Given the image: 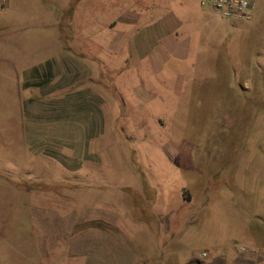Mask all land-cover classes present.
Segmentation results:
<instances>
[{"label": "rangeland", "instance_id": "374dc122", "mask_svg": "<svg viewBox=\"0 0 264 264\" xmlns=\"http://www.w3.org/2000/svg\"><path fill=\"white\" fill-rule=\"evenodd\" d=\"M125 10L138 30L172 12L186 54L128 57ZM255 229L264 0L247 19L198 0H5L0 264H208L264 246Z\"/></svg>", "mask_w": 264, "mask_h": 264}, {"label": "crops", "instance_id": "0c3cea01", "mask_svg": "<svg viewBox=\"0 0 264 264\" xmlns=\"http://www.w3.org/2000/svg\"><path fill=\"white\" fill-rule=\"evenodd\" d=\"M136 11L132 12L129 10H125L116 18V22H118L117 24H119L120 27L126 26V30L131 27L130 35L126 40L127 50L123 49L128 53V57L139 61L141 58H147V55L150 56V53L152 52V50H154V48L156 49V51L160 50L159 52L161 54L169 52V54L178 55L180 57L186 54L185 45L181 41L177 40L176 36H173L176 25L180 22V20L174 17L172 12H168L161 18H158V20H156V23H153L152 25H144L143 28H140V30H138L135 28L139 27V25H137V19L140 18V14L138 13L140 12V10ZM132 13L134 16L132 15ZM124 31L125 29L123 28L121 32ZM156 42L157 44H155ZM110 49L114 52V50L116 49V45L115 47H112ZM65 50L70 52L67 47L65 48ZM253 234H257L260 238H263L264 230L255 229ZM245 243L247 244L237 243L233 241L232 243H227L224 246V249L220 251L219 255L216 256V258H211V262L208 264H264V246L260 244V241L252 238V241L250 242L251 244H249L248 242ZM239 245L252 247L254 250H240L238 248ZM85 250L86 249L80 250V252L84 253ZM107 252L108 251H103L102 249L95 251V259H100L101 261H103L102 258ZM210 253L211 252L208 250L207 254L209 255ZM115 256L118 260V254H116ZM153 264H156V262Z\"/></svg>", "mask_w": 264, "mask_h": 264}, {"label": "built area", "instance_id": "2783aa9c", "mask_svg": "<svg viewBox=\"0 0 264 264\" xmlns=\"http://www.w3.org/2000/svg\"><path fill=\"white\" fill-rule=\"evenodd\" d=\"M255 0H198L199 5L208 7L217 15L222 17L243 18L250 17V12L253 9ZM5 0H0V12L3 10ZM240 250L253 251L252 247L239 245ZM208 251H201L204 256Z\"/></svg>", "mask_w": 264, "mask_h": 264}]
</instances>
